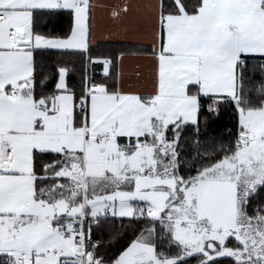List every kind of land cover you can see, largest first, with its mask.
I'll list each match as a JSON object with an SVG mask.
<instances>
[{"label": "snow or ice", "instance_id": "1", "mask_svg": "<svg viewBox=\"0 0 264 264\" xmlns=\"http://www.w3.org/2000/svg\"><path fill=\"white\" fill-rule=\"evenodd\" d=\"M99 8L150 24L147 86L93 56ZM258 190L264 0H0V264H264ZM117 219L138 234L110 252L94 237Z\"/></svg>", "mask_w": 264, "mask_h": 264}, {"label": "crops", "instance_id": "2", "mask_svg": "<svg viewBox=\"0 0 264 264\" xmlns=\"http://www.w3.org/2000/svg\"><path fill=\"white\" fill-rule=\"evenodd\" d=\"M102 5L117 3L119 0H98ZM144 3L145 0H132ZM152 42L150 24L142 14L133 11L119 21L112 20L105 8L97 9L94 47L99 44H121L131 52L124 54L118 70L123 71L127 81L133 86H147L150 83L152 64L147 56ZM136 50V52H135Z\"/></svg>", "mask_w": 264, "mask_h": 264}, {"label": "trees", "instance_id": "3", "mask_svg": "<svg viewBox=\"0 0 264 264\" xmlns=\"http://www.w3.org/2000/svg\"><path fill=\"white\" fill-rule=\"evenodd\" d=\"M49 28L55 32L67 31L68 20L67 18L60 17L53 18V23L49 25ZM128 51L131 52L125 45L121 44H99L93 48V56L104 57L113 54L118 55L120 52L127 54ZM42 62L46 65V74L55 75V65L58 63H68L69 66L74 69L71 74L74 78L73 82H78L81 77L82 66L79 62V58L75 56L48 54L42 58ZM94 71L97 76L100 75L98 67H96ZM210 119L212 121L211 127L214 132L217 133H224L227 129L233 128L235 124V115L228 107L222 109L219 116H214ZM261 204H264V190H258L253 197L254 206H259ZM138 227L139 226L136 224H129L127 220L123 221V223L119 219L115 221L110 220L106 223L105 229L97 232L94 238L105 242L110 252H116L127 245L134 238V234H138ZM193 264H195V262H193Z\"/></svg>", "mask_w": 264, "mask_h": 264}, {"label": "rangeland", "instance_id": "4", "mask_svg": "<svg viewBox=\"0 0 264 264\" xmlns=\"http://www.w3.org/2000/svg\"><path fill=\"white\" fill-rule=\"evenodd\" d=\"M161 243H165V242L162 241Z\"/></svg>", "mask_w": 264, "mask_h": 264}]
</instances>
